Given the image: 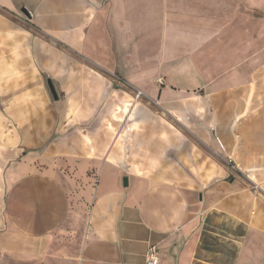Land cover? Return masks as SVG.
Masks as SVG:
<instances>
[{"label":"crops","instance_id":"0c3cea01","mask_svg":"<svg viewBox=\"0 0 264 264\" xmlns=\"http://www.w3.org/2000/svg\"><path fill=\"white\" fill-rule=\"evenodd\" d=\"M113 77L162 110H125ZM64 158L97 169L89 209ZM0 243L29 264H264V0H0Z\"/></svg>","mask_w":264,"mask_h":264},{"label":"rangeland","instance_id":"374dc122","mask_svg":"<svg viewBox=\"0 0 264 264\" xmlns=\"http://www.w3.org/2000/svg\"><path fill=\"white\" fill-rule=\"evenodd\" d=\"M113 79L114 80L110 87L112 91H115L118 94H123L125 97H129V104L128 107H125V110H133L134 106L137 104L140 106V109L142 108L147 111L162 110L159 108L157 101H151L140 88L129 85L122 77H113ZM157 84L160 86L162 84V80H157ZM176 121L177 122H173L172 125L178 127L180 125L178 122L179 120ZM63 160L64 163L59 167V169L69 179V199L72 207L75 208L77 206V208H80V206H83L84 209H89L92 199H88V189L98 184L97 169L88 168L86 172L82 170V172L78 174L79 168L69 166L66 158H64ZM237 175L241 178L244 177L242 176V173ZM90 179H94V181L90 182ZM0 246H3V243H0ZM29 263V261L22 258L19 254L15 255V253L12 252H0V264Z\"/></svg>","mask_w":264,"mask_h":264},{"label":"built area","instance_id":"2783aa9c","mask_svg":"<svg viewBox=\"0 0 264 264\" xmlns=\"http://www.w3.org/2000/svg\"><path fill=\"white\" fill-rule=\"evenodd\" d=\"M145 264H160L159 253L156 246L149 247Z\"/></svg>","mask_w":264,"mask_h":264},{"label":"water","instance_id":"95a60500","mask_svg":"<svg viewBox=\"0 0 264 264\" xmlns=\"http://www.w3.org/2000/svg\"><path fill=\"white\" fill-rule=\"evenodd\" d=\"M23 13L26 14L27 16H29V14H28V12H27L26 10H23ZM48 85H49L50 91H51V93H52L54 99L57 100V99H58V97H57V92H56V90H55V88H54L52 82H51V81H48ZM123 185H124L125 187L128 186V180H127V178L124 179Z\"/></svg>","mask_w":264,"mask_h":264}]
</instances>
